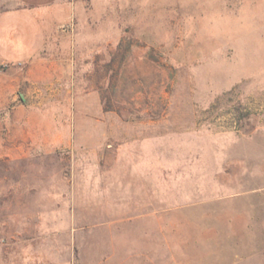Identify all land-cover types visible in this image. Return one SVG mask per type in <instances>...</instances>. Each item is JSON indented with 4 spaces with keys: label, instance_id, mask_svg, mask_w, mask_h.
I'll use <instances>...</instances> for the list:
<instances>
[{
    "label": "rangeland",
    "instance_id": "1",
    "mask_svg": "<svg viewBox=\"0 0 264 264\" xmlns=\"http://www.w3.org/2000/svg\"><path fill=\"white\" fill-rule=\"evenodd\" d=\"M24 1L56 70L0 160V264H264V0Z\"/></svg>",
    "mask_w": 264,
    "mask_h": 264
},
{
    "label": "crops",
    "instance_id": "2",
    "mask_svg": "<svg viewBox=\"0 0 264 264\" xmlns=\"http://www.w3.org/2000/svg\"><path fill=\"white\" fill-rule=\"evenodd\" d=\"M50 8L24 0H0V160L11 157L16 149L29 154L38 138L33 95L39 83H53L56 70L54 19L47 16ZM23 264L55 263L30 260Z\"/></svg>",
    "mask_w": 264,
    "mask_h": 264
}]
</instances>
